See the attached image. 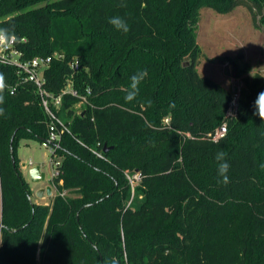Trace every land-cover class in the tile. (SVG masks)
Returning a JSON list of instances; mask_svg holds the SVG:
<instances>
[{"label":"trees","instance_id":"obj_1","mask_svg":"<svg viewBox=\"0 0 264 264\" xmlns=\"http://www.w3.org/2000/svg\"><path fill=\"white\" fill-rule=\"evenodd\" d=\"M124 2L0 0V28L14 31L22 59L62 54L44 70L46 89L78 93L52 106L68 127L51 155L61 172L48 203L35 202L18 145L47 139L51 118L35 84L0 62V264H264V121L254 114L264 74L239 71L233 90L197 68L202 7L245 6L264 28V0ZM115 15L128 33L108 23ZM140 70L148 75L128 102ZM128 174L140 175L139 206L127 204Z\"/></svg>","mask_w":264,"mask_h":264},{"label":"rangeland","instance_id":"obj_2","mask_svg":"<svg viewBox=\"0 0 264 264\" xmlns=\"http://www.w3.org/2000/svg\"><path fill=\"white\" fill-rule=\"evenodd\" d=\"M197 29V39L202 55L197 65L198 71L222 84L227 88L238 90L241 86L239 71L243 75H252L256 71L264 74V28H258L252 19L250 11L245 6H238L229 13H219L213 8L202 7L200 11ZM235 60V62H231ZM234 68V70H233ZM235 105V104H234ZM19 165L24 172L31 167L28 164L33 161L35 166H40L45 173V179L32 182L28 174H23L31 190L30 198H37L36 192L40 188L52 186V195L56 189L50 180L52 179L53 157L49 149L42 142L35 139L23 140L18 145ZM25 165V166H24ZM131 185L128 205L139 206L143 199L142 194L136 192L138 177L128 174ZM49 196L44 193L41 204L49 201Z\"/></svg>","mask_w":264,"mask_h":264},{"label":"built area","instance_id":"obj_3","mask_svg":"<svg viewBox=\"0 0 264 264\" xmlns=\"http://www.w3.org/2000/svg\"><path fill=\"white\" fill-rule=\"evenodd\" d=\"M22 53L14 48V44L6 49L0 50V62L7 64V65H14L18 68V70L24 75L25 80H29L33 82L37 88L38 93L40 94L42 105L44 106L45 110L49 114L51 118V123L49 126V137L42 141V145L47 147L53 155L55 153L57 147L59 146V140L61 134L64 131H68V127L64 122L56 115L55 111L53 110L52 106H59L61 104V97L64 93H72L73 95H78L77 91L72 88L71 84L68 83L67 87L62 91V93L58 96H53L45 87V78H44V70L47 65L51 62L52 58L57 57L61 58L62 54L54 53L51 56H36L31 59H22ZM71 68L73 71H77L80 68V63L78 60H75L71 64ZM13 92V91H12ZM87 102L85 96H81V100L78 104L80 106L82 103ZM235 104V100L233 101V105ZM226 132V126L222 125L214 135V139H218L224 136ZM93 152L103 158V152L98 150H93ZM29 164L31 165L32 162L30 161ZM61 161L58 158L53 157L52 161V177L60 174L61 170L59 166ZM135 177H140L139 174H135Z\"/></svg>","mask_w":264,"mask_h":264},{"label":"clouds","instance_id":"obj_4","mask_svg":"<svg viewBox=\"0 0 264 264\" xmlns=\"http://www.w3.org/2000/svg\"><path fill=\"white\" fill-rule=\"evenodd\" d=\"M120 6H126L124 0H121ZM108 23L118 32L128 33L130 30L128 22L120 15L110 17ZM16 42H18V38L12 29L6 27L0 28V50L9 48ZM147 75V72L143 70L137 71L134 75H132L126 89V101L131 102L137 97L140 91V84L147 77ZM2 80L3 74H0V81ZM5 87L6 85L0 83V105L4 104L3 92ZM254 109V114L257 115L261 121H264V91L257 94L254 101ZM2 115H4V109L0 107V116ZM226 155L227 154L222 150L218 151L215 155V159L218 162V175L221 178L219 182L225 186L230 183V178L228 176L230 164L226 160Z\"/></svg>","mask_w":264,"mask_h":264},{"label":"water","instance_id":"obj_5","mask_svg":"<svg viewBox=\"0 0 264 264\" xmlns=\"http://www.w3.org/2000/svg\"><path fill=\"white\" fill-rule=\"evenodd\" d=\"M233 70H234V68H233ZM233 90H234V88H233ZM109 148H110L109 146L105 145L103 150L107 151ZM12 161H13V164H14L15 163L14 158H12ZM28 174H29L30 180L32 182H34V183L42 181V180L45 179V173L42 172L40 166L30 167L29 170H28ZM45 192H46L47 195L50 196L52 194V186L48 185L45 188H40L39 190H37L36 194L38 196L42 197V196H44Z\"/></svg>","mask_w":264,"mask_h":264},{"label":"crops","instance_id":"obj_6","mask_svg":"<svg viewBox=\"0 0 264 264\" xmlns=\"http://www.w3.org/2000/svg\"><path fill=\"white\" fill-rule=\"evenodd\" d=\"M28 141H26V143H27ZM32 162V164H31V167H33V166H35V164H34V162L33 161H31ZM29 164V163H28ZM22 171L24 172V169H22ZM24 175L25 174H28V172H25V173H23ZM29 175V174H28ZM50 183H51V180H50ZM51 185V184H50ZM52 192H53V189H52ZM46 193V192H45ZM52 195V194H51ZM50 195V196H51ZM36 196H37V198H39V199H36V200H34L35 202H38V203H40V201H42L41 199H42V197H40V196H38L37 194H36ZM47 196H49V195H47ZM49 196V197H50ZM49 200V199H48ZM45 203H48V201H46Z\"/></svg>","mask_w":264,"mask_h":264}]
</instances>
